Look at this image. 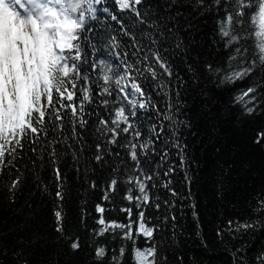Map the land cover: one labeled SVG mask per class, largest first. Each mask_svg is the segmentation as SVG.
<instances>
[{
  "label": "trees",
  "instance_id": "1",
  "mask_svg": "<svg viewBox=\"0 0 264 264\" xmlns=\"http://www.w3.org/2000/svg\"><path fill=\"white\" fill-rule=\"evenodd\" d=\"M225 2L221 0L217 5L215 0H204L201 5L198 0H177L172 6L173 12L183 14L180 25L191 22L193 27L181 28L175 37L164 40L160 49L173 73L170 79L164 77L169 84L168 95L151 80L143 81L156 110L140 111V119L133 121L142 130L141 140L153 141L149 151L139 155L137 166L123 146L124 134L118 137L119 146L104 147L102 161L94 159L96 145L105 144L104 135L97 132V120L107 117L108 109L116 104L115 93L100 95L102 80L97 84L93 76L91 84L77 81V96L79 88L87 87L93 101L85 105L87 126L76 127L79 139L72 135L70 109L61 108L59 98L54 96L55 108L61 116L67 112V122L46 119V132L37 133L35 139L29 133L14 166L3 167L0 175V264H136L135 252L150 247L156 249L152 264H258V257L264 254V211H258L259 202L264 201V73L258 66L243 80L222 84L220 76L209 72L208 64L228 71L229 58L240 46L227 44V38L220 34ZM144 3L159 6L158 11L163 12L171 0ZM108 7L129 25L131 32L137 31L130 24V13L116 8L114 0H109ZM88 25H95L103 41V56L98 57L97 51L90 48L88 63L105 56L117 63L122 56L129 62L135 60L131 37L124 36L122 29L117 31L120 25L110 15L99 21L89 15L85 27ZM248 28L255 41L257 28L251 18ZM113 34L126 51L122 47L118 52H108ZM81 35L87 40L89 33L82 29ZM253 84L260 86L254 93L255 111L249 114L235 98ZM103 100L110 101L108 108L101 103ZM72 103L79 107L76 97ZM46 105L45 99L42 107ZM168 105H172L175 125L156 114L157 110L163 113ZM153 126L160 132L158 138L150 134ZM173 127L183 147L184 165L173 144ZM53 140L58 141L59 159L55 165L49 162ZM55 167L63 174L62 186L55 180ZM143 173L152 177L146 181L150 202L137 207L140 193L136 181L143 180ZM17 176L22 183L12 191L9 185ZM113 179L117 180L114 188L109 187ZM58 187H62L63 199L56 198ZM128 195L133 197L131 201ZM98 205L103 213L96 211ZM126 209L132 210L131 217ZM57 210L62 212V232L56 231ZM140 212L146 226L154 228L152 238L136 232ZM101 217L125 226L131 222L132 239L122 238L121 229L97 235L101 227L97 220ZM243 222H255L257 226L247 231L233 230ZM73 242L79 243L78 249L71 248ZM99 247L106 251L102 259L95 255Z\"/></svg>",
  "mask_w": 264,
  "mask_h": 264
},
{
  "label": "snow or ice",
  "instance_id": "2",
  "mask_svg": "<svg viewBox=\"0 0 264 264\" xmlns=\"http://www.w3.org/2000/svg\"><path fill=\"white\" fill-rule=\"evenodd\" d=\"M198 2L202 5L204 0H198ZM32 3L35 7H29L23 3L18 7L12 3L3 4L0 0V175H2L3 167L7 166L11 169L14 166L17 152L24 149V141L29 138V133L35 139L37 133L46 132L44 127L46 119L53 123L56 120L67 122L65 120L67 112L64 116L60 115L59 109L55 108L54 96L59 98L61 108L70 109L72 135L79 139L80 134L76 131V127L87 126V121L84 119L88 114L85 105L93 101L92 92L87 87L79 88V96H77V81L82 80L91 84L93 76L97 84L100 80L103 81L100 85L102 88L100 95L115 93L116 100V104L108 109V116L97 120V132L104 135L105 144L96 145L97 154L94 159L98 162L102 161L103 155L100 153L103 152L104 147L107 144L119 146L118 137L124 134L126 143L123 146L129 149L128 155L134 162V166H137L139 155L147 153L153 141L150 138L141 140L142 130L133 121L140 119V111L146 113L156 110V105L148 95L143 81L151 80L157 85L158 90L165 96L168 95L169 84L164 77L167 76L170 79L173 73L168 59L160 49L164 45V40L175 37V33L181 28L187 30L193 27L191 22L184 26L180 25L179 17L183 14L179 10L172 11V6L177 4V0H171V4L165 6L163 12L158 11L159 6L146 5L144 0H114L116 8L121 12L130 13V24L137 29L136 32H131L129 25L119 20L112 12V9L108 7L109 0H88L86 8L82 7V0H67L69 7L78 16V20H68L62 11L53 12V0H32ZM215 3L220 5L221 0H215ZM101 5L104 7H100ZM77 9L79 11H76ZM224 12L225 18L220 24V34L227 38V44L239 43L240 46L235 49V55L229 58L228 71L208 64L209 72L220 76L222 84L243 80L258 66L264 73V0H226ZM89 15L97 21L102 16L110 15L111 20L120 25L117 31L122 29L124 36L131 37L135 45V60L129 62L127 57L122 56L121 61L117 63L113 57L105 56L94 58L91 63H88L91 55L90 48L97 51L98 57L103 56L100 50L103 41L99 39L100 34L96 32L95 25L85 27L86 18ZM49 16L56 17L55 24L48 19ZM249 18L257 28L255 41H252V32L248 28ZM81 23L82 29L89 33L87 40L83 38L81 31L73 34L74 28ZM180 46L178 42L176 47ZM122 47L125 46L117 36L113 34L109 37L107 46L109 53L118 52ZM232 61H236V64L233 65ZM85 64L88 65L87 69ZM113 83L115 88L112 87ZM259 86L253 84L235 98L239 104L245 106L249 114L255 111L257 96L254 93ZM74 97L79 99L78 108L72 103ZM45 99L47 105L42 107ZM65 100L69 103L64 104ZM101 103L108 108L110 101L103 100ZM250 104L253 107H249ZM49 108L54 111H49ZM171 109L172 105H168L163 113L157 110L156 114L163 121L175 125ZM187 126L190 127V123ZM149 131L157 138L160 135L157 126L151 127ZM161 131H163L162 128ZM177 131V128L173 127L171 135L174 138V146L180 151L181 164L184 165L186 159L183 147L178 142ZM128 137L131 139H127ZM56 143L58 141H52V149L49 152V162L53 165L59 159ZM6 156L8 159H5ZM53 171L55 180L62 186L61 170L55 167ZM142 175L143 180L136 181L140 193V197L137 198V207L150 202L146 181L151 180L152 177L147 173ZM131 182L133 181H129ZM21 183L22 178L17 176L11 181L10 190L15 191ZM116 184L117 180L113 179L109 187L114 188ZM55 195L57 199H63L62 187L57 188ZM126 198L130 201L133 199L131 195ZM259 203L258 211H264V201ZM96 211L103 213L104 209L98 205ZM125 211L131 217L132 210ZM55 217L56 231L62 232V212L57 210ZM137 219L139 223L136 232L152 238L154 228L146 226L143 212L139 213ZM97 223L101 226L97 235H104L109 229H121L122 238L132 239L133 224L131 222L125 226L117 222H106L101 217ZM229 226L232 227V222H229ZM256 226L255 222H243L237 224L233 230L247 231ZM78 247V242L71 244L73 250ZM155 251V247L147 248L146 251H136V264H149V258H154ZM105 254L103 247L95 251L99 259H102ZM258 264H264V254L258 257Z\"/></svg>",
  "mask_w": 264,
  "mask_h": 264
},
{
  "label": "clouds",
  "instance_id": "3",
  "mask_svg": "<svg viewBox=\"0 0 264 264\" xmlns=\"http://www.w3.org/2000/svg\"><path fill=\"white\" fill-rule=\"evenodd\" d=\"M3 4L12 3L17 5L18 7L23 3L27 4L29 7H35L32 3V0H2ZM88 0H82V7H87ZM52 11H62L65 16H67L68 20H78V16L75 15L72 8L69 7L67 0H53L52 3ZM76 11H79L77 9ZM48 19L52 21L53 24H55L56 17L55 16H49ZM83 28V24L81 23L79 26L75 27L73 30V34L78 33Z\"/></svg>",
  "mask_w": 264,
  "mask_h": 264
},
{
  "label": "rangeland",
  "instance_id": "4",
  "mask_svg": "<svg viewBox=\"0 0 264 264\" xmlns=\"http://www.w3.org/2000/svg\"><path fill=\"white\" fill-rule=\"evenodd\" d=\"M141 251H146V250H141ZM135 260H136V258H135ZM149 264H152L151 263V257L149 258Z\"/></svg>",
  "mask_w": 264,
  "mask_h": 264
}]
</instances>
